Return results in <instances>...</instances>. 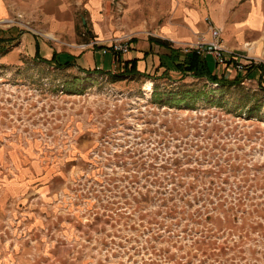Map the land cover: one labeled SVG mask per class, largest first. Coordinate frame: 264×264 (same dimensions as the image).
I'll list each match as a JSON object with an SVG mask.
<instances>
[{"label": "rangeland", "instance_id": "1", "mask_svg": "<svg viewBox=\"0 0 264 264\" xmlns=\"http://www.w3.org/2000/svg\"><path fill=\"white\" fill-rule=\"evenodd\" d=\"M4 54L0 264H264L260 75L112 80Z\"/></svg>", "mask_w": 264, "mask_h": 264}, {"label": "crops", "instance_id": "2", "mask_svg": "<svg viewBox=\"0 0 264 264\" xmlns=\"http://www.w3.org/2000/svg\"><path fill=\"white\" fill-rule=\"evenodd\" d=\"M17 16L40 34L6 31L0 46L9 44L10 50L3 56L22 52L32 62L54 57L52 65L68 61L78 72L112 73L117 60L85 45L97 40L106 46L113 38L130 37V50L120 61L135 60L141 78L176 82L181 74L170 52L181 54L185 46L209 42V23L220 30L224 47L264 59V0H0V21ZM209 67L218 78L246 77L217 66L210 57ZM259 75L264 78L263 67L250 76Z\"/></svg>", "mask_w": 264, "mask_h": 264}, {"label": "trees", "instance_id": "3", "mask_svg": "<svg viewBox=\"0 0 264 264\" xmlns=\"http://www.w3.org/2000/svg\"><path fill=\"white\" fill-rule=\"evenodd\" d=\"M1 42H6L5 39H2ZM155 42L159 43L160 45H167L163 41L160 40H155ZM8 45V46H7ZM9 49V44L6 45H1L0 46V55L4 54L7 50ZM182 57V58H181ZM181 58V59H180ZM169 59L172 63H174L178 69V71L181 74V78L183 79L184 77L190 76L193 79L197 80H205L208 83L215 84V85H220L223 87H231V86H236L240 84L242 79L240 77H236L232 80H227L223 78H218L216 75H214L211 72V69L209 67V57H203L202 55L198 54L195 51L188 52L186 54L179 53L178 51L174 52L171 51L169 55ZM117 66L119 68V73L115 75H111L110 72H103L101 70H96L94 72H83L79 71L81 73H84L86 75H99V76H108L112 80H118L119 78L125 79L129 77H141L136 69V61L135 60H130V61H125L122 62L120 61L119 58L116 59ZM43 63L49 67H54L56 70H64L73 67L74 65L71 62H64V63H56L57 65H52L51 62H54V57L50 61H44L42 59H38V61ZM257 68V67H255ZM255 68H250L249 71L246 74L245 78H248L251 75V72ZM261 68L262 67H258ZM74 81V80H73ZM78 82V81H77ZM76 89V88H75ZM74 89V90H75ZM78 91H73L72 94H82L81 89H76ZM180 97H175L172 99L173 104L176 106H181V105H187L188 99L192 98L191 94L188 93H182Z\"/></svg>", "mask_w": 264, "mask_h": 264}, {"label": "built area", "instance_id": "4", "mask_svg": "<svg viewBox=\"0 0 264 264\" xmlns=\"http://www.w3.org/2000/svg\"><path fill=\"white\" fill-rule=\"evenodd\" d=\"M17 26L20 28H27L29 24L22 21L21 16L15 18L4 19L0 21V27ZM210 41H199L194 45L185 46L182 48L183 54L191 51H195L203 57H210L213 59L217 66L223 67L226 70L234 71L237 74L246 75L248 70L255 67L264 68V59L260 57H250L241 53L232 51L224 47L221 43L219 29L209 23ZM131 38H113L106 46H103L101 42L92 40L88 42V47H99L102 54H111L114 59L121 57L129 52V42ZM264 82V78H262Z\"/></svg>", "mask_w": 264, "mask_h": 264}, {"label": "bare ground", "instance_id": "5", "mask_svg": "<svg viewBox=\"0 0 264 264\" xmlns=\"http://www.w3.org/2000/svg\"><path fill=\"white\" fill-rule=\"evenodd\" d=\"M150 89H151V86L149 84H147L145 87V91L148 93L150 91Z\"/></svg>", "mask_w": 264, "mask_h": 264}]
</instances>
